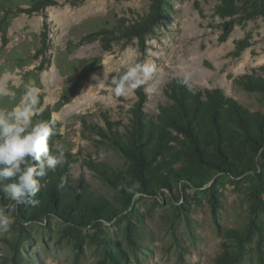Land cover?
<instances>
[{
  "label": "rangeland",
  "instance_id": "1",
  "mask_svg": "<svg viewBox=\"0 0 264 264\" xmlns=\"http://www.w3.org/2000/svg\"><path fill=\"white\" fill-rule=\"evenodd\" d=\"M41 1L0 0V21L6 17L0 26V80L6 77L0 89L15 93L0 96V108L11 109L33 83L41 88L46 108L38 118L55 124L49 150L55 154L57 141L64 150V162L48 173L59 172L66 185L78 187L96 211L75 231L52 214L20 218L15 207L10 231L0 233V264H114L109 251L120 252L121 264H217L224 251L236 250L227 233L242 232L251 220L263 227L262 236L252 234L234 264H260L261 159L255 172L238 178L216 174L201 187L178 182L152 195H125L110 177L125 176L128 169L111 139L124 133L136 111L155 121L159 107L169 103L167 84L185 73L191 76L187 87L219 89L250 112L264 114V91H244L235 83L244 75L264 79V19L234 26L220 42L222 30L208 27L216 1L164 0L166 15L143 43L115 33L104 49L101 38H85L146 16L150 0H48L46 8ZM245 39L249 46L236 57V43ZM138 62L156 66V75L141 86L143 101L138 89L114 99L110 80Z\"/></svg>",
  "mask_w": 264,
  "mask_h": 264
},
{
  "label": "trees",
  "instance_id": "2",
  "mask_svg": "<svg viewBox=\"0 0 264 264\" xmlns=\"http://www.w3.org/2000/svg\"><path fill=\"white\" fill-rule=\"evenodd\" d=\"M214 1L217 5L208 27L222 30L220 42L227 40L234 26H243L257 18L264 19V0ZM39 4L41 8L51 5L48 0H42ZM70 5L76 6L77 3L73 1ZM165 12L164 0H150L146 16L128 24L121 20L115 31L102 30L85 39L101 38L104 49L115 33L126 41L135 39L143 43L161 17L166 15ZM216 17L220 18L219 23ZM2 24H6V17L0 21V26ZM1 29L5 42L6 30L4 26ZM248 46L247 39L238 41L233 54L238 57ZM260 70L264 72V66ZM180 81L177 79L167 84L164 93L169 103L159 107L155 121L142 117L136 111L124 133L111 139L115 150L128 163V169L125 176H111L110 180L125 195H152L178 182L189 187H201L216 174L238 178L245 173L255 172L258 159L264 165V155L260 152L264 148V114L250 112L219 89L196 90ZM235 83L244 91H264V79L254 75H244ZM136 95L141 103L144 99L141 87ZM174 148L176 152L166 159ZM178 162L182 166L175 171L172 167ZM136 182L139 187L133 188ZM41 184L43 186L36 196L40 200L39 206H16L20 218L27 220L26 216H31L39 219L52 214L63 218L75 231L93 220L96 209L88 206L78 187L72 189L66 185L59 172L48 173L41 179ZM0 202L4 205L10 202L2 192ZM262 231L263 227L253 220L242 232L229 231L227 238L234 241L236 250L224 251L216 263L238 262L243 244L255 232L262 236ZM105 253L112 256L114 264L122 263L120 252ZM259 261L264 264L261 255Z\"/></svg>",
  "mask_w": 264,
  "mask_h": 264
},
{
  "label": "clouds",
  "instance_id": "3",
  "mask_svg": "<svg viewBox=\"0 0 264 264\" xmlns=\"http://www.w3.org/2000/svg\"><path fill=\"white\" fill-rule=\"evenodd\" d=\"M216 22H220L219 17ZM155 75L153 63L138 62L127 66L122 74L110 80L113 98L126 96ZM190 78V74L185 73L180 82L187 85ZM41 91L33 83L26 87L19 102L11 109L0 108V192L14 202L0 205V233L10 231L15 217L9 213L16 206H39L40 200L36 196L41 179L64 162V150L58 141L54 143L55 154L49 150L48 139L53 134L54 122L38 118L46 108L41 101ZM0 96L15 98V93L0 89ZM138 187L136 182L133 188Z\"/></svg>",
  "mask_w": 264,
  "mask_h": 264
},
{
  "label": "bare ground",
  "instance_id": "4",
  "mask_svg": "<svg viewBox=\"0 0 264 264\" xmlns=\"http://www.w3.org/2000/svg\"><path fill=\"white\" fill-rule=\"evenodd\" d=\"M179 72H180V73H183V72H185V70H182V69L180 68V69H179ZM5 80H6V77H5V76L0 80V88L4 86Z\"/></svg>",
  "mask_w": 264,
  "mask_h": 264
}]
</instances>
